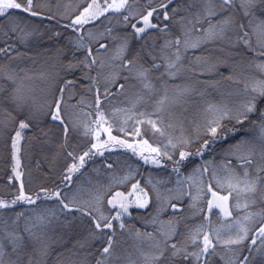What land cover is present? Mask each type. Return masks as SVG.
Instances as JSON below:
<instances>
[{
  "label": "snow or ice",
  "instance_id": "snow-or-ice-1",
  "mask_svg": "<svg viewBox=\"0 0 264 264\" xmlns=\"http://www.w3.org/2000/svg\"><path fill=\"white\" fill-rule=\"evenodd\" d=\"M152 2L153 0H148L150 10L136 13L140 16L142 26L132 23L130 27L133 32L130 35L111 37L113 41H119L111 56L100 54L101 49L107 53L109 45L100 43L99 37L87 29L86 25L105 16L109 11L119 12L121 9L128 11L131 8L128 0H118V2L112 0L111 3L108 0H91V2L80 0L77 8L80 4L87 6L75 15L70 23L64 25L73 35L68 38L64 46H58L53 55L45 59L38 71L21 68L19 63L13 66L14 61L22 62L24 59L23 54L12 55L15 51L14 42L6 41L5 46L0 47V54L8 58L7 64H0V132L9 128L15 131V135L11 137L13 175L9 180L19 181L13 199H0V264H48L54 246H63V236L56 232L53 225L68 227L71 221H61L60 215L74 211L87 216L91 226L87 236L78 240L72 248L57 254V264H89L87 256L90 253L82 254L81 250L90 247L91 240L101 237L106 240V244L101 252L103 259H97L96 264H175L177 257L185 260L194 257L197 261H201V264H209V257L216 253L218 244L236 245L248 238L251 229L244 222H252L257 216L261 218L257 232L264 246V207L259 212H247L243 222L237 219L235 238L229 236L223 239L221 233L217 231L214 243L209 234H204L202 247L198 246L199 251L195 252H188L186 247H178L176 243H170L171 238L178 234L175 224L172 219L158 221L157 216L160 212L166 211L164 205L179 212L178 203L172 201L179 202L186 194L191 195L190 192H185L179 180L177 183L181 187L178 194L164 197L162 204L161 193L155 185H152L158 207L156 215H153L148 222L153 225L159 223V227L153 232L129 229V236L133 242L122 249L119 247L120 242L115 239L114 221H121L119 228L125 229L126 225L121 218L129 214V206L148 208L151 202L148 192L140 187L139 182L132 185V191L127 196L122 192H116L107 200V204L111 205L112 209H118L115 216L106 215L103 210V200L107 193L97 192L93 195L90 191L86 192L81 188L69 196L61 187L50 190L46 186H40L35 193L25 190L24 173L20 171L22 133L29 129L30 125L50 117L52 121L59 122L63 129L65 143L61 144L62 149L67 146L70 131H76L82 126L85 129L84 134L89 135L93 131L91 125H96V143H92L82 155L66 153L65 158L72 160V163L67 165L60 179V184L64 187L72 183L73 174L80 172L88 159L95 155H103L102 149L108 148L109 145L127 147L134 154L137 148H140L138 154L144 162L155 165L160 164L161 158L171 161L170 150L180 149L179 158L173 161L175 165L173 171L179 173V166L187 158L202 156L213 144L223 142L228 146L221 150L223 159L219 165H215L213 161H206V164L212 166L211 171L209 167L199 165L193 170V174L187 177L188 181L200 185L197 195L191 197L193 203L189 207L195 208V201L205 199L207 195L211 196V199L207 200L208 212L219 209L226 217L232 216L233 208L247 210L251 206L264 205V78L244 75L248 68L254 67L261 77H264V60L255 64L250 62L246 68L241 67L239 76L233 73L216 81L197 80L192 85L172 89L171 95L167 80L164 79L175 77L179 73L178 65L182 61V48L187 51L189 48H199L204 43L222 42L228 46L242 44L253 53V60L264 57V0H182L181 4L171 9V15L167 9L173 0L166 2L161 0L157 7H152ZM44 7L45 5L38 0H0V18L8 16L11 19L10 10H19L31 17L55 20V16L45 17ZM76 10L72 9L73 12ZM160 12L164 22L179 26V34L168 38L172 35L170 23H163L160 27L152 22ZM237 12L239 19L236 16ZM133 15L134 13L129 11L128 15L123 16L124 22H129ZM213 19L216 20L215 23H212ZM205 23H207L206 28ZM27 27L24 21L17 18L12 21V26L8 27L3 35L7 40H19L24 43L33 34L25 30ZM151 30L164 34L163 44L157 45L155 40L151 45L146 42L140 51L129 58L130 37L144 39ZM106 32L111 35L112 30L106 29ZM194 33H199L195 39H193ZM61 35L60 32H54L50 39H58ZM99 35L102 37L104 33ZM93 45L98 46L93 47ZM145 57L148 60H145ZM201 59L196 57L197 61ZM117 61L119 63H116ZM208 61H211V57ZM215 66L211 64V67ZM161 68L164 71L155 79L161 81L163 94L154 101V112H135L137 105H147L152 100V95L158 91L153 83V73ZM120 79L125 83L119 84V93H124L126 89H136L138 85L139 91L134 94L131 108H116L111 111L109 115L112 123H116V117L121 113L125 114L124 123L135 118L137 124L149 126L153 135L158 134L166 138L167 142L163 144V150L161 147H152L146 139H141L135 144L128 143L127 140L112 135L111 125L105 127L108 121L102 105L112 95L109 86L117 84ZM81 80L88 83L82 86ZM129 81L134 83H128ZM101 82L104 84L103 92L98 87ZM225 84L228 86L224 87ZM231 85H242V87H231ZM77 89L94 93L93 101L87 104V107L94 109V112L83 111L85 97L80 96L77 99ZM212 92L218 93L219 98L209 99ZM101 96L104 101L101 100ZM194 97H199L201 101L198 116L202 122L197 123L195 119L193 120L196 129L194 138L182 134L174 143L168 130L179 127L183 133L187 118H181L173 109L176 106L193 104ZM73 100L75 103L71 102ZM81 115L94 116V119L82 121ZM146 115L148 119H140ZM153 115L155 119L151 118ZM21 116L24 119H19ZM165 117L168 123H165ZM246 124L249 125L248 128H245ZM253 130H256V134L248 135ZM118 131L124 133L125 128L119 127ZM102 132L107 134V139L101 140ZM131 135L142 137L144 133L140 127H134ZM202 136L207 139H203L201 143ZM235 137L239 139L228 143L230 138ZM194 143H200V147L194 152L185 150ZM145 151L149 155H145ZM108 167L110 168L111 165ZM209 171L211 182L204 186L202 177ZM197 173L200 174L199 177L196 176ZM129 178L126 176L117 183L122 184ZM221 192L226 194L221 195ZM42 200H55L56 207H45L39 211L32 208V215H25L24 212L7 214L6 210L12 209L21 202L36 205ZM200 211L203 209L201 208ZM231 228L232 225H229V229ZM201 231L202 226L190 237L193 244H197ZM252 243L255 244L256 240L253 239ZM247 259L244 258V264Z\"/></svg>",
  "mask_w": 264,
  "mask_h": 264
},
{
  "label": "trees",
  "instance_id": "trees-1",
  "mask_svg": "<svg viewBox=\"0 0 264 264\" xmlns=\"http://www.w3.org/2000/svg\"><path fill=\"white\" fill-rule=\"evenodd\" d=\"M39 3L44 4L45 7L43 9L45 13V17L48 16H55L56 19H48L44 17H31L28 14H25L19 10H10L11 19L8 16H5L3 18H0V47L5 46V43H15V51L12 53V55L16 54H23V61L18 62L14 61L13 66H16L17 63H19V67L30 69L32 71H38L41 67V65L44 63L45 59L55 52V49L58 46H64L67 43L68 38L73 35V33L64 27V25H67L70 23L71 19L75 18V15H78L80 11H83V8L86 7V4H80L79 8H77L78 3H80V0H38ZM91 2V0H89ZM109 3L112 2V0H108ZM118 2V0H117ZM161 2V0H153L152 7H157L158 4ZM166 2V0H165ZM129 5H131V8L126 11L124 9H121L119 12H113L109 11L105 14V16L100 17L98 20L93 21L89 25H86L87 29H90L97 37H99L100 43H105L109 45V51L112 50L111 48L115 49L118 45L117 41H113L111 37L119 36H127L130 35L133 32V29L130 27L132 23H136L137 26H142V23H140V16L136 15V13H141L148 9V0H128ZM182 0H173V3L169 6L167 9L169 11V14L171 15V9L174 7H177L178 4H181ZM72 9H77L75 12L72 11ZM129 11L134 13L132 17H130L129 22L125 23L123 20L124 15H128ZM183 14V13H181ZM237 18L239 19V13H236ZM63 17V18H62ZM19 20L24 21L28 27L25 29L26 31L32 32L33 34L27 38V40L24 43H21L19 40H7V38L3 35L4 32L8 30V27L12 26L13 20ZM218 19V18H217ZM216 21L215 19H213ZM153 23L158 24L160 27L163 26V23H170L171 27V36L168 38H172V36H175L179 34V26L175 24H171V22H164L162 18V12L158 13L156 15V18L153 19ZM207 23L204 24V27L206 28ZM24 26L23 24L21 25ZM106 29H111V35H109L106 32ZM35 30V31H33ZM54 32H60L62 35L57 38H52ZM100 33H104L102 37H100ZM153 40H155L157 45L163 44L164 42V34L158 32L157 30H151L147 33V36L144 39H137V38H131L130 37V44H129V58L131 56L135 55L138 51L141 50L142 46H144L147 42L148 45H151ZM98 45H93V47H97ZM113 46V47H111ZM198 48H195L196 51L191 50L189 48L187 51H181L183 52L182 57H184V60L191 64L192 58H195L197 54H199ZM105 53L103 49H101L100 54ZM142 54V53H141ZM248 54V52H247ZM250 55H253V53L249 52ZM248 54V55H249ZM80 55V53H78ZM261 60H264V57H260ZM145 60H148L147 57H145ZM8 58L4 56L3 54H0V64H7ZM150 63V60H149ZM163 68H161L159 71L154 72L153 75H159L161 72H163ZM77 76H79V73H77ZM123 79H120L117 84L111 85L109 88L112 95L108 97L112 98L113 100L116 99V97L122 93L118 92L119 84L123 83ZM81 85H86L88 82L81 80ZM102 91V89H101ZM78 96H83L84 91H81L80 89H77ZM83 92V93H82ZM82 93V94H80ZM77 96V97H78ZM217 99L219 98L218 95ZM107 99V100H108ZM104 101V99H102ZM7 107V105H6ZM86 109V106H82ZM90 110V109H89ZM19 119H24L23 116H21ZM18 124V121H17ZM249 125L246 124L245 128H248ZM143 130L146 129L143 127ZM24 138L25 141V147L28 149V152L30 153V162L32 163L34 170H35V178L37 182H43L45 179H51L52 173L56 169L49 168L51 163H44V160L41 158V156L37 155L38 151H42L45 153L47 149L46 147L39 149L37 148L39 146L40 141L45 140H51L57 139L60 143L65 142V137L63 133L62 127L59 125V122L52 121L51 118H44L39 122L34 123L33 125H30L29 129L24 130ZM15 135V131L13 128H9L5 131H3L2 136V148L4 149V163L3 166L0 168L2 171H0V199L5 200H11L14 198V194L17 192V189L19 187L18 181H10L9 177L12 176V165L14 163L12 158V147H11V137ZM193 138L195 137L196 133L190 134ZM188 136V135H186ZM68 139H70V145L68 148H64L62 150V153L66 155L67 152H73L76 151L77 155H82L84 151H87L88 148L91 147L92 142H86L85 139H82L79 136H76L73 134L72 131L68 134ZM203 139H207V137L201 138V143ZM235 139H239V137L230 138L228 143H233ZM96 143V141H94ZM149 144L152 145V147H161L163 150V147L158 143L157 141L151 140V142L148 140ZM228 144H225L223 142H217L213 144L208 150L205 151L204 155L202 156H190L187 158L180 166L179 173L173 171V168L175 167L173 161L179 158V150H170V155H172V160H168L167 158H161V162L159 165H155L152 163H145L144 160L141 158V156H137L132 151L126 150L124 148H118V146H112L109 145L108 148L102 149L103 155H95L92 156L90 159L87 160L85 166L80 170V172L73 174L72 182H76L77 184L67 186L66 188H72L71 192L69 193V196L75 192H77L78 189L88 190V188L94 184L96 173H99V170L102 171L103 177L98 178V182L107 181V175L106 173L112 172L114 170V163L116 162L117 156H122L126 159H128L130 162L134 163L136 167V171L129 172V176L132 175L129 179L130 185L136 184L139 182V185L142 187L144 186L145 190L149 192V195L151 197L150 201L154 202L155 199V191H153L152 185L156 186V189L161 193L162 200L161 204L163 203V198L167 197L169 195L175 196L178 194V190L181 187L180 184H178V187L176 188V192L173 190L168 195H163L164 192L170 188L168 184L174 183L179 180L182 182V187L185 190L186 193H189V189L185 188L183 185V179L184 177L190 173L193 172V170L199 166L204 165L205 167H211V165L206 164V161H213L214 164L221 163L223 157L221 154V150L223 148H226ZM200 147V143H194L190 148L185 149L187 151L194 152L196 149ZM27 151V150H26ZM48 158H53L48 156ZM72 162H69L67 165L71 164ZM58 166L65 164L64 159L62 158L60 161H58ZM108 165H111L109 168ZM64 166L62 168H64ZM4 167V168H3ZM96 167V168H94ZM94 168V171H93ZM86 170L89 172V176L86 177L84 174ZM135 173V174H134ZM154 173L156 175H163L165 177V180L161 183L159 179H151L150 174ZM64 172L60 173L57 177L47 183H38V185H35L33 187L36 188H30L26 189V191H29L31 193H35L38 191L40 186H46L50 190L55 189L57 187H61L64 189L65 187L60 184V179L62 178ZM208 173H204V176L202 179L205 182L206 186L209 180ZM151 181V183H148ZM126 182V181H125ZM158 183V184H157ZM107 185V184H106ZM104 186V188L106 187ZM80 186V188L78 187ZM168 187V188H167ZM200 187V185H199ZM143 188V187H142ZM69 189V190H70ZM124 192L123 189H127V187H122V184H114L108 187L107 190L104 191V193H107V196H113V194L116 191ZM66 191V189H64ZM97 192L103 191L96 190ZM96 192H92L94 195ZM197 194V190H195L191 195H185L183 199L179 202L172 201L174 203H178V206L180 208V211L177 212L171 208H168L167 205H164L166 208V211H162L158 214L157 219L158 221H167L169 219H172L176 230L177 235L173 236L170 240V243H176L178 247H182L183 243L185 242V245L189 247L187 249L188 252H195L199 251V247H202V242L199 239L197 241V244H193L191 242V239L189 237V233H193L196 231V229L200 228L199 224L196 225L193 215L190 216L189 213L193 208H190L189 206L193 203L192 196ZM225 193H222L223 195ZM109 196V198H110ZM87 198V197H85ZM211 199L210 195H207L205 199H202L200 203H197V207L199 208L198 211L202 208L203 211L201 212L202 218L200 221H202L205 218V213L207 212V200ZM105 208L104 212L106 215L115 216L116 211L118 209H112L111 205L104 203ZM47 208H55L56 207V201L55 200H42L38 201L36 205H28L26 203H19L15 205L12 209L6 210L8 215H13L18 212H24L25 215L29 212H32V208H36L38 211L41 209ZM153 207L148 208H139L136 206L131 207L129 210V214H126L122 216L121 220L126 225L125 229L119 228V223L121 221H114V227L116 230V236L115 239L117 241H125V238H129V229L133 230H140V231H147V232H153L155 228L159 227V223L153 225L149 223L148 221L151 219L153 215H156V209L152 210ZM215 211H219L217 209H213L211 214L215 213ZM68 212H65L64 214H67ZM154 213V214H153ZM71 214L70 220L71 223L68 225L66 231H70L74 229L73 233L68 242V244L64 245V247H61L57 252L55 257L48 263V264H54L57 263V254L64 252L66 249L72 248V246L78 241L87 236L88 230L91 226V221L87 216H82L80 212L74 211L69 213ZM195 216V215H194ZM178 221V223H176ZM226 223V222H224ZM255 225V224H254ZM253 225V226H254ZM255 229L258 227V224H256ZM66 232H62V235H65ZM253 232L251 235L245 240L243 244V249L240 251V262L243 261L244 264V258L247 257L246 264H264V254H258L257 248L261 246L260 242L262 238H257L256 243L253 244L252 240L254 239ZM106 240L101 237L100 239H95L90 241V247L86 249H82L81 252L83 253H90V255L87 256V259L89 261V264H96L97 259H103L101 256L102 248L105 246ZM192 246V247H191ZM215 255V254H213ZM211 255L209 257V261L212 258V264H224V260L222 259H216ZM197 260H195L194 257H189L188 259H183L182 257H177L175 264H196ZM55 263V264H56ZM199 264H201V261H199Z\"/></svg>",
  "mask_w": 264,
  "mask_h": 264
},
{
  "label": "rangeland",
  "instance_id": "rangeland-1",
  "mask_svg": "<svg viewBox=\"0 0 264 264\" xmlns=\"http://www.w3.org/2000/svg\"><path fill=\"white\" fill-rule=\"evenodd\" d=\"M215 22L216 21L212 20V23H215ZM197 35H199V33H194L193 39H195V37ZM233 39H235V37H233ZM117 43H119V42H117ZM111 47H113V46H111ZM111 49L112 50L108 51L107 53H102V54L106 55V56L113 55L115 52V49H113V48H111ZM191 50L196 51L195 49H192V48H191ZM197 50H199L198 51L199 54H197L196 57H201L202 59L200 61H197L196 57H195V58H192L191 64H188L184 60V57H182L181 64L178 65V67H180L179 73L175 77H172V78L165 77L164 78L167 80V83H168V86L170 89L169 95L172 94V92H171L172 89H176L177 87L183 88V87L192 85L197 80H200V81H216V80H221L222 77H226V76L233 74V73L239 76V75H241V73L239 71L241 67L246 68L250 62L255 64V63H259L260 61H262L260 59V57H257L255 60H253V55H250L249 51L242 44L237 45V46H228L222 42L204 43V44H201V46ZM181 51H184L183 48L181 49ZM247 52L249 55L247 54ZM181 53L183 54V52H181ZM209 57H211V61H208ZM116 63H119V62L117 61ZM211 64H215L216 66L211 67ZM193 69H194V71H193ZM244 75H247V76L252 77V78H264V77H261V74L259 73V71L257 69H255L254 67L248 68L247 72L244 73ZM159 76H160V74L159 75H153V83L155 84V87L158 91L152 95V100H150L147 103V105H137L135 112H145V113H153L154 112V110H155L154 101L156 99H158L160 95L163 94V86H162L161 81L155 79L156 77H159ZM123 83H125V81H123ZM128 83H134V81H129ZM227 86H228L227 84L224 85V87H227ZM98 87H100V90L102 89L101 92H103V89H104L103 82H101L98 85ZM110 87H111V85L109 86V88ZM231 87H242V85H239V86L231 85ZM138 91H139V85L137 86L136 89H126L125 92L118 95L115 100H113L112 98H109L107 101H104L102 107L104 108V111H105V118L108 121V123L105 124V127H108L109 125H111L112 126V135L116 136L120 139H125L128 141V143L135 144L138 141H140L141 139H146V140H149L150 142H151V140L157 141V139H158L157 144L163 146V144L167 142L165 137H161L158 134L153 135L152 130L150 129L149 126L137 124L135 118L132 120H128L127 123H124V120H125V114L124 113H121L116 117V123L115 124L112 123V118L109 115L111 113V111L113 109H116V108H120V109L131 108V101L134 99V94ZM209 91H212V90L209 89ZM82 93H80V94H82ZM216 95H218V93L212 92V96L209 97V99H217ZM83 96L85 97V104L83 106H86V109L84 107H82L83 111L84 112H94V109L87 107V104L93 101L94 93L84 92ZM79 97L80 96H78L77 99H79ZM102 99H104L103 96H101V100ZM193 100H194V103L191 105H187L184 107L176 106L173 109L178 116H181V118H183V117L187 118L185 121V124H184L185 130L183 131V133L181 132V129L179 127H177L175 130H172V129L168 130V134L173 137L174 143L176 142V138L181 136L182 134L186 136V135H190L191 133H196L195 124L193 123L194 119L197 123L202 122L200 117L198 116V111H199V108L201 106L200 98L194 97ZM71 102L75 103V100H73ZM129 114H133V113H129ZM151 118L155 119L156 117H155V115H153ZM87 119H94V116L93 117H84L83 115L80 116V120H82V121L87 120ZM140 119H148V116L146 115L144 117H140ZM168 122L169 121H168L167 117H165V123H168ZM119 127H124L125 132L124 133L119 132L118 131ZM134 127H140L142 132L144 133V135L142 137H137L135 135H131ZM143 127L146 129L145 131L143 130ZM91 128L93 131L89 135L84 134L85 129L82 126L77 128L76 131H72V132L74 135L79 136L82 139H85L86 142L95 143L94 141H96V138H95L96 125L92 124ZM23 133H22L23 139L21 140V145H20V147H21V152H20L21 168H20V171H22L24 173L25 190L26 189L28 190L30 188H32V189L36 188L37 186L36 187H33V186L38 185V183L51 182L55 178L56 175L58 176L60 173L65 172L67 164L69 162H72V160L66 159L65 158L66 155H64L62 153V150H64V148L62 149L60 146H61V144H64L65 142L60 143L57 139H54V137H53L52 141L43 139V141H40L39 146L37 148L42 149V148L46 147L45 149H47V151L45 153H43L42 151H38L37 155L41 156V158L44 160V163H46V164L49 162L51 163L52 166L49 167L50 169L53 168V170H54V168L56 166L57 167L54 170V172L52 173V176H54V177H52L51 179H45L43 182H37V180L35 178L36 173H35L34 167H33L32 163L30 162V153L28 152V149H26V147H25L26 146L25 145L26 139L24 138L25 136ZM126 133H128V134L126 135ZM254 134H256V130H253V131L248 133V135H254ZM100 135H101V140L107 139L106 133L102 132ZM2 136H3V132H0V168L3 166V163H4V149L2 148V142H3ZM69 145H70V139H67L66 148H68ZM118 148H124L126 150L132 151L131 149H129L127 147L118 146ZM140 150H141L140 148H137V151L135 153L137 156H139L138 153L140 152ZM73 153H74V155H77L76 151H73ZM145 155H149V153L147 151H145ZM48 156L53 157V158H48ZM62 158L64 159L66 166H64L65 164L64 165L62 164L59 168L57 163ZM132 164H134V163L130 162L128 159H126L122 156H117L116 162L114 163V170L112 172L106 173L108 180L102 181V182L97 181L98 178L103 177L102 171L99 170V173L98 174L96 173V178H95L94 184L91 185L88 188V190H85V191L86 192L90 191L92 193L95 190V192L97 193L96 190L103 189V191L100 192L101 194H103L104 191L107 190L109 186L114 185V184H118L117 181L122 180L126 176H128V177L132 176V175L129 176V174H130L129 172L136 171V167ZM219 164H215V165H219ZM63 166H64V168H62ZM12 167H13V165H12ZM211 167L209 168L210 171H211ZM94 168H96V167H94ZM94 168H93V171H94ZM1 169H0V171H2ZM210 171L208 172L209 177H210ZM192 174H193V172L188 173L183 179V185L185 188L189 189L190 193H193L199 187L198 183L193 184L192 182L187 180V177L189 175H192ZM12 175H13V172H12ZM84 175L86 177H88L90 174L86 170ZM199 175H200L199 173L196 174L197 177H199ZM203 176H204V174H203ZM150 178L151 179H159L160 180L159 183H161L165 180V177H163V175H156L154 173L150 174ZM128 180L130 181L131 179H128ZM128 180H126V182L122 183V187H124V188L127 187V189L126 190L123 189L124 192H122L120 189H119L120 191H116V192H122L125 194V196H127L128 193L132 191V185H133V184L130 185ZM209 182H211V177L209 178L207 183H209ZM77 183L78 182L76 180L75 183L72 182L68 186H71L72 184L75 185ZM105 185H106V187L104 188ZM168 186H170V188L167 187L168 189L164 192L163 195H168L169 190H171V191L174 190L176 192V188L178 187V183L175 184V182H174V183L168 184ZM78 187L80 188V186H78ZM142 187L145 188L144 186H142ZM64 189H66V191ZM64 189H63V191H65L69 194L71 192L72 188L70 189V188L65 187ZM213 190H215L214 185H213ZM115 193L113 195H115ZM222 193H224V192H221V194ZM148 194H149V192H148ZM196 195L197 194H195L194 196H196ZM109 196H107V195L104 196L103 210L105 208L104 203H106V201L108 199L112 198V196H110V198H109ZM149 198L151 199L150 195H149ZM201 201H202V199L195 201L196 207L193 208L189 213L190 216L193 215L194 221L196 222L195 224L196 225L199 224L200 228L202 226V231H201L200 236L198 238V240L200 239L201 242L203 240V235L209 234L210 237L212 238L213 242L215 243L216 242L215 236H216L217 231H219L221 233V236L223 239H227L229 236H232L233 238H235V232L237 229V225H236L237 219H240L243 222V217L247 214V212H249V211L259 212L261 210V208L264 207V205H256V206H251L247 210H245L243 208H241V209L233 208L231 217H226L220 211H215V213L211 214L207 210V212L205 213L206 214L205 218L202 221H200L202 216H201V212L198 211L199 208L197 207V203H200ZM233 203H234V201H233ZM242 203H243V201H242ZM133 206H135V205H130L129 210ZM149 207H153L152 210L156 209L158 207V202L154 199V202H150ZM217 210H219V209H217ZM26 215H32V212H29ZM70 217H71V214H69V213L64 214L63 213L60 215V220L61 221H65V220L69 221ZM224 222H226V223H224ZM260 222H261V218L259 216L255 217L252 222H244L251 229L249 232V236L253 232V234H254L253 238L254 239L259 238V235L257 232L258 227L255 229L254 226L256 224H258V226H259ZM229 225H232L231 229H229ZM53 227L56 228V232L58 234L62 235V232H66V234L62 235L63 236V242H62L63 246H59V245L54 246L52 255L48 258V263L55 257L56 252L61 247H64V245H66V244H68V242H70L67 239L70 238L71 236H73L71 234L74 231V229H72L70 231H66L67 227L66 228L58 227L56 225H53ZM195 232L196 231H194L193 233H189V237L194 235ZM128 237L129 238H125V241L127 240L126 242L120 241L119 247L121 249L124 247H128V245L133 242L130 239L129 235H128ZM245 240L242 243L236 244V245H224L223 243L218 244L216 247V253H215V255H213V257L215 258V260L216 259L218 260L219 258L224 260L223 261L224 264H243V261L240 262L239 260L241 257L240 251L243 249V244H244ZM260 244H261V242H260ZM182 247H186L187 249H189L188 245L187 246L185 245V242L183 243ZM256 251H258V254H264V246H262V244H261V246L258 247ZM263 258H264V256H263ZM196 262H197L196 264H199V261H196ZM209 264H212V258L210 259Z\"/></svg>",
  "mask_w": 264,
  "mask_h": 264
}]
</instances>
